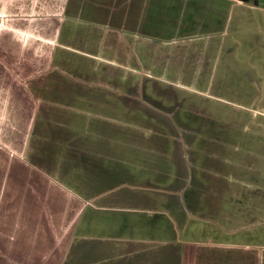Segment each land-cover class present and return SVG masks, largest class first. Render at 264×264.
<instances>
[{
	"label": "crops",
	"instance_id": "obj_1",
	"mask_svg": "<svg viewBox=\"0 0 264 264\" xmlns=\"http://www.w3.org/2000/svg\"><path fill=\"white\" fill-rule=\"evenodd\" d=\"M259 64L263 0H0V264H264Z\"/></svg>",
	"mask_w": 264,
	"mask_h": 264
},
{
	"label": "rangeland",
	"instance_id": "obj_2",
	"mask_svg": "<svg viewBox=\"0 0 264 264\" xmlns=\"http://www.w3.org/2000/svg\"><path fill=\"white\" fill-rule=\"evenodd\" d=\"M264 1V0H263ZM259 45V44H258ZM260 46V45H259ZM260 48V47H259ZM258 54L260 56V50H258ZM259 69H264V65L259 64ZM220 86L226 87L229 85H232V82H220L218 83ZM252 85V80L249 75H245L244 78L239 81V88L236 87L234 89H226L223 90L221 88H218L221 90V92H224L226 95V100L225 102H222L225 106H227V113H223L224 117V123L222 124V121L220 122V125L222 126L226 125L228 122L235 121V118L238 120H244L242 117H238V113L244 114V117L247 116V112L237 109L236 107H245L246 110H252L254 109L253 107L259 109V110H264V81L261 82L259 85L258 89H251ZM251 93L253 95H251ZM194 103H196L194 101ZM200 104L196 103L195 105ZM245 112V113H243ZM261 119V117L258 118V120ZM246 123V120H244ZM251 124H254L256 122L251 120ZM243 127H245V131H243ZM241 131L242 135L241 137H235L231 136L229 132H226L225 134L229 133L230 134V140H250L252 137L251 132H247V128L250 129V126L248 125L243 126ZM264 140V138H263Z\"/></svg>",
	"mask_w": 264,
	"mask_h": 264
},
{
	"label": "trees",
	"instance_id": "obj_3",
	"mask_svg": "<svg viewBox=\"0 0 264 264\" xmlns=\"http://www.w3.org/2000/svg\"><path fill=\"white\" fill-rule=\"evenodd\" d=\"M243 1H249V0H243ZM255 4L258 3V0H253Z\"/></svg>",
	"mask_w": 264,
	"mask_h": 264
}]
</instances>
